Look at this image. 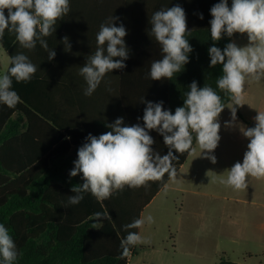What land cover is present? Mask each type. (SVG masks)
Here are the masks:
<instances>
[{"label": "trees", "instance_id": "1", "mask_svg": "<svg viewBox=\"0 0 264 264\" xmlns=\"http://www.w3.org/2000/svg\"><path fill=\"white\" fill-rule=\"evenodd\" d=\"M218 2L169 0L168 8L179 5L186 13L189 31L186 38L193 50L181 72L175 73L171 80H160L164 110L174 114L177 107H182L193 81L199 88L211 86L221 95L224 106L233 103L216 84L222 75V65L210 66L209 48L216 46L223 50L236 34L232 37L225 34L219 41L211 39L210 9ZM75 3L76 0H69L68 14L57 20L50 36L44 37L56 53L51 61L39 41L29 51L7 29L0 40L10 60L23 53L37 67L29 82L13 79L12 89L20 97L14 108L0 103V223L9 230L20 253L15 264H129L136 245L130 246L129 256L122 257L121 240L129 231L139 234V228L125 230L124 225L140 219L145 208L170 181L166 174L161 181L150 182L147 188L125 187L103 201L85 193L79 204L68 203L69 196L73 195L71 188L84 182L82 173L75 177L69 173L78 159V149L88 142L90 128L87 121L76 119L73 101L74 85L78 81L72 39ZM228 3L232 4V0ZM200 14L203 19L199 18ZM162 56L160 49L157 56L139 61L151 65ZM127 62L137 65L136 59ZM130 76L135 75H129V81ZM128 92L136 95L134 90ZM126 105L135 114L141 109L137 101ZM234 107L240 113V105ZM138 120L131 118L128 126L143 127ZM149 134L155 141L153 151L157 152L158 145L164 144L163 136L155 130ZM190 152L179 154L178 161L173 163L177 172ZM98 212L108 213L111 219H98L95 216ZM219 264L238 263L221 260Z\"/></svg>", "mask_w": 264, "mask_h": 264}, {"label": "clouds", "instance_id": "2", "mask_svg": "<svg viewBox=\"0 0 264 264\" xmlns=\"http://www.w3.org/2000/svg\"><path fill=\"white\" fill-rule=\"evenodd\" d=\"M7 10V16L5 15ZM70 11L69 0H0V40L5 30L14 33L20 46L29 51L34 50L39 41L40 46L48 52V60L55 58V51L49 48L44 37L50 36L58 19ZM210 35L213 41H219L226 34H247L249 45L238 47L228 43L221 50L216 46L209 48L210 66L222 65V75L217 79V87L227 94L235 105L241 103L245 84L249 78L259 81L264 78V0H220L211 9ZM200 19L203 15L200 14ZM118 17H109L102 23L96 36L97 47L94 54L80 68V75L86 81L84 95L91 96L107 73L115 69H124L125 60L129 58V49L125 44L127 31L121 24L116 26ZM151 32L161 46L162 59L153 61L150 68L152 80H171L175 73L181 72L189 62L192 47L186 36L187 18L184 9L179 6L156 11L150 20ZM64 43L68 47L67 38ZM120 58V59H115ZM7 72L0 75V103L14 108L20 97L12 89L16 82H29L37 71L29 57L23 53L10 60ZM185 94L184 105L177 107L174 114L163 109V101L153 103L144 101V126L135 124L124 126V119L117 118L107 125L112 131L99 135L89 134L88 142L78 149V159L70 177L82 173L83 183L71 188L73 195L68 203L77 205L84 199L85 193H91L98 201L110 198L115 192L125 187L139 188L149 186L150 182L161 181L167 174L175 180L177 170L173 161L193 150V139L202 149L212 153L221 139L218 118L225 106L219 95L211 86L199 88L196 81L190 84ZM232 119H236V108H231ZM255 127L243 129V135L249 139L243 161L236 162L227 170V178L221 183L234 190H245L248 178H264V112H258L254 118ZM155 130L163 136L169 151L165 155L154 152V139L149 131ZM216 163V157H208ZM100 219H111L108 213H95ZM154 218L135 219L124 225L125 230L141 228L145 223H154ZM150 240L136 232L129 231L121 240L122 257L130 255V246L148 244ZM20 253L6 226L0 223V258L2 264H15Z\"/></svg>", "mask_w": 264, "mask_h": 264}, {"label": "rangeland", "instance_id": "3", "mask_svg": "<svg viewBox=\"0 0 264 264\" xmlns=\"http://www.w3.org/2000/svg\"><path fill=\"white\" fill-rule=\"evenodd\" d=\"M231 43L246 47L249 39L246 33H236ZM9 65L10 57L0 45V75L7 72ZM241 103V112H236L234 121L233 103L220 114L218 147L208 153L195 143L190 161L179 172L177 182L162 193V208L158 200L148 209L156 222L155 228L142 232L141 236L151 243L137 244L129 264H219L221 260L264 264V249L252 240L249 225L254 205L236 203L232 187L221 183L227 178V170L243 161L242 151L250 141L242 130L256 124L254 118L258 112H264V78L247 80ZM210 155L216 157V163L208 158ZM256 181L248 180V186H256ZM233 205L239 211V220L228 218Z\"/></svg>", "mask_w": 264, "mask_h": 264}, {"label": "crops", "instance_id": "4", "mask_svg": "<svg viewBox=\"0 0 264 264\" xmlns=\"http://www.w3.org/2000/svg\"><path fill=\"white\" fill-rule=\"evenodd\" d=\"M168 3L169 0H76L73 7L72 39L75 49L73 53L77 59L76 73L78 81L74 85L73 101L76 108V119L78 121H87L90 125L88 135L92 134L99 137L101 134L112 131L107 125L114 123L117 118L121 117L124 119V126H128L127 121L131 120V118L135 120L139 118L138 121H141L144 126L142 117L146 103L142 102V99L153 103L161 101L160 91L162 84L160 80H152L150 78L151 65L141 64L139 59L155 57L159 54L161 46L156 42L151 32L152 25L150 20L156 11L167 9ZM112 16L119 18L114 21L116 26L122 24L125 27L127 35L124 40L129 49L128 59H136L137 65L129 64L130 62H127L128 59L125 60L126 67L124 69H115L107 73L95 92L91 96H86L84 95V90L87 84L80 75V68L85 65L87 58L94 54L96 50V36L101 24ZM6 54L8 53L6 52ZM129 75L135 76H130L131 80L129 81ZM129 90H134L136 95L129 94ZM134 101H137V105L141 108L137 114L127 110L128 106L126 104ZM241 107L242 105H240V112ZM130 115H132L131 118ZM244 150L247 151V149H243V153H245ZM168 151L169 149L165 144H159L157 147V152L161 155L167 154ZM173 154L179 157V153H176L175 150H173ZM192 154L193 150H191L187 160L179 168L175 180H170L165 185L142 212L141 218L151 215L148 209L158 200L159 207L162 206V193L172 183L177 182L179 172L184 170ZM176 161L178 159L173 161V163ZM255 179L257 178H248L249 182ZM256 182V186L249 185L247 190H234L232 188V198L236 203L247 202L254 205V215L249 222L253 235L252 240L261 249H264V178L257 179ZM228 215V218L232 221L240 219L239 211L234 205ZM151 216L153 217V214ZM155 224L156 222L152 224L145 223L139 228V235L144 231L155 228ZM231 238L234 239L233 237Z\"/></svg>", "mask_w": 264, "mask_h": 264}, {"label": "water", "instance_id": "5", "mask_svg": "<svg viewBox=\"0 0 264 264\" xmlns=\"http://www.w3.org/2000/svg\"><path fill=\"white\" fill-rule=\"evenodd\" d=\"M253 127H255V124H252V125H251V128H253Z\"/></svg>", "mask_w": 264, "mask_h": 264}]
</instances>
